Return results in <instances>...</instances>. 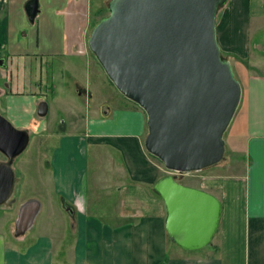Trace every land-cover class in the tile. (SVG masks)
Masks as SVG:
<instances>
[{
  "label": "crops",
  "instance_id": "obj_1",
  "mask_svg": "<svg viewBox=\"0 0 264 264\" xmlns=\"http://www.w3.org/2000/svg\"><path fill=\"white\" fill-rule=\"evenodd\" d=\"M107 1L37 0L30 22L26 0H0V115L37 142L58 138L44 165L34 166L46 168L50 190L29 198L37 202L30 226L13 233L23 202L12 221L0 217V264H264V0H226L215 15V40L233 59L240 99L226 128L233 153L196 178L185 175L197 171L176 177L220 202L217 229L196 250L180 249L165 232V208L152 185L168 172L144 148L145 113L115 89L87 48ZM42 61H51L50 70L42 71ZM62 69L84 114L79 131L61 124L57 134L36 110L41 82L61 80ZM90 74L112 93L94 98ZM17 171L24 181L27 173Z\"/></svg>",
  "mask_w": 264,
  "mask_h": 264
},
{
  "label": "water",
  "instance_id": "obj_2",
  "mask_svg": "<svg viewBox=\"0 0 264 264\" xmlns=\"http://www.w3.org/2000/svg\"><path fill=\"white\" fill-rule=\"evenodd\" d=\"M225 2L109 0L107 15L94 24L86 42L115 89L146 115L144 148L168 172L152 191L163 202L169 240L183 250L210 242L221 206L214 195L176 177L221 159L222 135L240 99L239 83L220 57L214 34L216 8ZM23 9L33 21L37 0H26ZM46 108L40 101L37 114L45 115ZM27 142V131L0 115V205L12 192V160ZM36 209L33 200L20 205L16 235L30 226Z\"/></svg>",
  "mask_w": 264,
  "mask_h": 264
},
{
  "label": "rangeland",
  "instance_id": "obj_3",
  "mask_svg": "<svg viewBox=\"0 0 264 264\" xmlns=\"http://www.w3.org/2000/svg\"><path fill=\"white\" fill-rule=\"evenodd\" d=\"M107 3L105 2V4H103V8L101 10L102 16L100 17V19L106 16L108 13ZM225 3L216 8L215 15H218L220 17V14L222 12L221 10H223ZM220 57L222 59L230 61L229 64L231 66L233 59L229 58L227 53L224 54L221 53ZM43 61H42V71L44 72L50 70L51 67H48V65L51 61H47L45 64H43ZM51 65L52 67L55 66L54 60L52 61ZM60 75H62L61 80L60 79L56 81L53 80L52 82L47 81L45 85L43 81L41 82L40 96L43 97L42 101L50 104L51 106L49 111H47L46 114L43 116V119L47 121L50 131H52L53 133H57V134L60 133L61 124L64 126L65 131H68L70 129L71 124H73L74 126L73 127L74 131H79L80 126L82 125L81 123L83 122L82 116L84 114L82 99L79 96L75 95L74 93L75 85L73 80L69 77V74L66 71H64V69H62ZM104 78L106 79L105 76ZM90 79L91 81L89 82V85L94 98L98 99L99 96H102L103 94L105 95V93H109V94L112 93L111 91L112 87H109L108 83H106L108 86V88L106 89L103 85L99 84L100 82L96 83L93 74H90ZM60 81H62L61 82L62 86H60V89L62 91L61 93H60V89L57 88L58 85H60ZM107 81L108 80L104 82ZM97 88L102 89L101 91H99L98 94H97ZM55 93L56 95H58L56 98L54 96ZM61 97L66 99V105L61 104L60 101ZM229 134H230L229 130H225L222 135L225 151L223 152V155L218 162L225 161L226 158L230 155L229 153H233L232 151L233 149H231L229 143ZM34 139H36V141H34ZM57 139H58L57 137H49L44 140L40 139V142H37V138H33L29 136L25 148L22 150V152H20L16 157L13 158L11 167L13 169L15 178H14L12 192L9 198L7 199V201L0 205V217L5 218L6 220L5 222H10L15 218V210L19 203L28 201L29 198L30 199L35 198L37 197V195L40 198H45L46 193L49 194L48 192L49 187L47 184L48 171L46 170V168L41 167L40 169H36V167L34 166L36 165V162L37 163L42 162L44 165L52 149L51 148V146H53L52 143L55 144L57 142ZM88 149H90V146L88 147ZM1 158L3 160L4 156L0 155V159ZM92 164H93L92 160L87 156L88 171H91ZM33 167L34 170L31 169ZM16 168L19 171H23L27 173V175H24V181L19 179V175H18L19 172L17 171ZM106 170L108 169L107 168L104 169V173ZM203 173L204 171H197V172H191L185 176L196 178L199 175H202ZM111 174L109 172H106L105 174L106 177H103V180L107 181L108 179H111L112 178ZM29 176H31L32 178H30ZM96 176L99 178V174H96ZM185 176L182 177V181L186 180L187 177ZM85 177L88 180L87 172ZM50 194L52 195V193ZM23 199H25V201H23ZM44 216H45L44 211H41V213L38 215L35 221V224H37L38 220L39 222H41L40 220L44 218ZM13 233H15V228L13 230Z\"/></svg>",
  "mask_w": 264,
  "mask_h": 264
},
{
  "label": "flooded vegetation",
  "instance_id": "obj_4",
  "mask_svg": "<svg viewBox=\"0 0 264 264\" xmlns=\"http://www.w3.org/2000/svg\"><path fill=\"white\" fill-rule=\"evenodd\" d=\"M28 138H29V136H28Z\"/></svg>",
  "mask_w": 264,
  "mask_h": 264
}]
</instances>
